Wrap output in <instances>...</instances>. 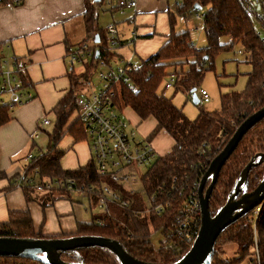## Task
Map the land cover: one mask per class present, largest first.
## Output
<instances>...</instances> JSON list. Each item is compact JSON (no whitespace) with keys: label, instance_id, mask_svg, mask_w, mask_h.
Wrapping results in <instances>:
<instances>
[{"label":"trees","instance_id":"trees-1","mask_svg":"<svg viewBox=\"0 0 264 264\" xmlns=\"http://www.w3.org/2000/svg\"><path fill=\"white\" fill-rule=\"evenodd\" d=\"M9 0H0V5ZM103 0H98L100 5ZM205 6L202 15L203 31L206 46L197 49L191 41L188 29L176 32L173 30L175 14H169L171 31L168 40L151 56L143 59L137 65L132 64L128 72V80H121L113 86L114 102L119 110L130 108L141 121L154 118L155 126L147 136L152 140L164 130L173 140L168 152L157 156L153 164L141 175L145 194L156 193L159 199L169 198L171 207L158 216L148 213L136 216L133 211L139 209L141 203L137 196L135 202L128 208H117L113 213L95 216L103 220L102 224L91 222L76 224V231L70 234L44 235L41 230H35L29 211L12 210L8 220L0 223V237L18 239H57L73 236H94L116 240L129 255L143 262L172 263L176 252L173 249L156 251L150 241V228L162 231L171 224L174 217L181 212L183 198L176 189L171 188L174 177L185 181L188 185L200 182L209 163L218 154L236 128L251 114L264 106V42L257 33L253 17L248 12L244 0H181L177 13L181 16L195 15L197 10ZM84 27L86 38L83 41L92 42L93 54L89 66L96 65L97 59L105 57L107 61L112 54L105 51L106 41L102 28L98 26L95 9L88 4L84 11ZM223 35L229 36L225 44L219 43ZM95 36L98 42H95ZM239 42L248 54L251 71L244 91H231L220 95L219 110L206 112L201 110L194 119H188L182 109L175 106L171 98L163 94L164 79L174 73L175 90L181 85L188 93L195 91L205 71L214 68V56L219 50L232 47ZM98 50V58L96 56ZM194 56L195 61L186 71L176 70L179 59ZM174 69L167 72V67ZM89 69L71 78L70 89L57 101L51 109L55 117L54 130L50 136L52 148L64 133L72 135L75 141L85 138L84 130L75 117L65 128L74 112V100L81 83L78 77L86 78ZM197 100L199 99L196 95ZM199 102V101H198ZM9 105H0V126L10 119ZM219 125V138L211 143V128ZM204 153L200 154V149ZM62 151H47L42 156L28 163L27 172L38 168L40 175L47 177H73L78 183L86 186L94 185L98 189L104 179L97 175L92 162L75 169H62L59 163ZM264 153V117L255 122L239 140L236 148L222 165L208 201V209L214 215L218 208L226 202L233 192L234 184L240 177L243 168L251 161L255 162L247 175V181L237 195L251 192L264 176V160L258 162L259 154ZM6 173L0 170V180ZM209 180L205 184L208 186ZM30 189V188H29ZM26 198L29 190L24 188ZM33 190V189H30ZM89 207L95 202V195L89 194ZM259 207V211H255ZM224 244L235 245L236 255L223 258L217 253V247ZM185 247V246H184ZM59 257L66 262L82 264H121L118 257L107 247L82 246L66 251H59ZM0 264H50L44 258L32 259L18 256H0ZM209 264H264V200L258 206L243 213L230 223L214 242V248Z\"/></svg>","mask_w":264,"mask_h":264},{"label":"crops","instance_id":"crops-1","mask_svg":"<svg viewBox=\"0 0 264 264\" xmlns=\"http://www.w3.org/2000/svg\"><path fill=\"white\" fill-rule=\"evenodd\" d=\"M176 2L137 0L135 8L123 13L105 8L115 14L110 23L117 27L120 39L112 58H124L132 63L154 54L168 40L171 31L169 14L177 10ZM88 4L96 11L94 0H9L0 5V56L9 59L15 55L20 59L22 80L33 92V98L11 108L9 121L0 126V170L6 173V177L0 180V223L8 220L9 211L27 210L35 230H41L44 235H57L74 233L78 222L88 223L93 216H100V212L94 213L93 208L84 209L83 200L87 199L89 204V198L81 194H78L79 201L72 200L70 192L65 190L39 191L27 187V199L24 188L15 184L17 174L27 165L25 157L28 153H21L30 152L37 146L35 140L39 136L31 139L37 125L44 117L53 114V106L70 89L71 78L76 72L75 65L71 67L67 62L66 47L86 38L83 14ZM102 33L105 38V28ZM78 79L81 82L82 78ZM75 117L76 111L65 128ZM137 118L135 127L153 119L151 130L154 128V118L144 121ZM50 125L51 121L47 126ZM151 130L144 136H148ZM151 141L153 144V138ZM52 146L50 141L47 151L63 152L59 160L62 169H75L89 162L90 151L85 138L75 141L66 132L50 150ZM45 210L52 213L54 219L57 216V224L52 229L45 228ZM81 210L89 212L90 219L83 220Z\"/></svg>","mask_w":264,"mask_h":264},{"label":"built area","instance_id":"built-area-1","mask_svg":"<svg viewBox=\"0 0 264 264\" xmlns=\"http://www.w3.org/2000/svg\"><path fill=\"white\" fill-rule=\"evenodd\" d=\"M245 6L251 16L257 18L264 27V0H244ZM108 10L120 13L133 9L137 5V0H103ZM177 5L181 0H177ZM197 18L202 17L196 13ZM105 51L113 53V50L120 44L117 27L108 24L105 28ZM92 42L81 41L66 47V58L68 64L73 67L75 63H83L84 59L91 58L93 50L90 48ZM98 58V55H97ZM119 63L116 67L110 64L105 57L97 59V64L108 66L107 72H99L98 76L103 82V88L98 92L88 95L77 93L74 104L77 119L84 130L85 140L90 151L89 162L93 163L95 172L104 181L98 189L96 186L80 184L73 177H47L41 176L39 169L34 168L26 171L28 163L42 156H35L28 153L25 157L27 165L20 171L15 184L22 188H33V190L52 191L65 190L76 192L88 197L94 194L96 199L92 207L99 209L100 215L109 213V204L117 205L121 208H128L135 200L133 195L142 193L146 195V205L144 209H136L133 214L142 216L148 213L163 215L172 203L169 198L159 199L156 193L145 194L141 183V175L136 172L142 165L151 166L157 158L156 150L152 141L147 136L141 138L136 127L131 126L124 118L123 112L118 109L114 102L115 91L113 86L121 80H128V72L132 68V63L124 58H117ZM85 63V62H84ZM176 76L170 73L165 78L164 91L174 87ZM84 79H81L83 82ZM199 99L201 103L209 101L208 92L199 89ZM33 98V92L28 88L21 75V61L12 55L9 59L0 56V105H9L11 108L22 104ZM50 120L43 118L37 125L36 132L31 139L35 140L42 132L43 128L49 124ZM46 153V152H45ZM204 149H200V154ZM148 166V167H149ZM139 182L140 187L137 186ZM200 182L188 185L185 181H180L174 177L171 188L176 189L180 197L183 198L181 212L178 213L171 224L162 231L163 238L160 240L164 249H173L176 254L174 258L178 260L190 248L194 242L200 228L201 211L198 199V186ZM256 208V212L259 211ZM94 222L102 224L99 217L94 218ZM185 246V247H184Z\"/></svg>","mask_w":264,"mask_h":264},{"label":"rangeland","instance_id":"rangeland-1","mask_svg":"<svg viewBox=\"0 0 264 264\" xmlns=\"http://www.w3.org/2000/svg\"><path fill=\"white\" fill-rule=\"evenodd\" d=\"M96 13H97V22L99 23L98 26L102 29L106 28V26L111 22L112 15H115L114 13H110L106 8V5L102 2L100 5L96 6ZM205 6L200 7L197 12L200 15H203L205 11ZM118 12V11H116ZM175 14V31H182L188 29L190 31V38L192 43L197 49L203 48L206 46V38L205 33L203 31V19L202 17L196 18L195 15H185L181 16L177 13V11H174ZM116 17V16H115ZM254 27L259 34L260 38L264 42V27L261 25L259 20L257 18H253ZM111 24V23H110ZM229 41V36L223 35L219 38L220 44H225ZM81 42V41H80ZM79 43V42H78ZM248 55L243 50L242 45L237 42L232 47L219 50L218 53L214 56L213 65L214 68L208 71H205L204 75L202 76L198 86L195 89V94L199 98V89L203 88L205 89L209 94V101L206 103H195L193 101V93H188L187 90L183 86H179L178 89L175 90V86L165 90V95L169 98H171L173 104L179 108L182 109L185 116L190 119L194 120L200 113L201 110H204L206 112H211L215 110H219L221 106L220 102V95L222 93H227L231 91H244L247 82H248V73L251 71V64L248 62L247 59ZM90 59H84L83 63H75V72L76 74H83L86 69H89L86 78H84L83 83H81L79 89L77 90V93L88 95L92 92H98L103 88V82L99 78L98 74L99 72H107L108 66H102V65H93L89 66ZM182 63L176 64V70L180 71H186L190 64L195 61L194 56H189L183 59H179ZM119 63L116 59H110V64L113 67H116ZM133 65L139 64V60L135 59L132 62ZM174 69L172 65L167 67V72H170ZM80 76V77H81ZM78 77V78H80ZM77 78V79H78ZM82 78V77H81ZM79 80V79H78ZM165 82V79H164ZM161 84V87L164 85ZM75 114V109L74 112ZM123 116L128 121V123L131 126H135L138 124V118L136 114L128 109L125 108L123 110ZM48 120L51 121L50 126H46L44 129V132H41L39 134V137L35 140L37 146H34L30 150V152L23 151L25 155L27 153L34 154L35 156H40L41 153H45L49 149V135L53 132L54 123H55V117L53 114H50L47 117ZM153 119H148L145 122H142L141 124L136 126V130L138 132L139 137L143 138L145 132H149L151 130V127L153 126ZM211 143H215L219 138V125L215 123L211 128ZM172 144V140L165 132L164 130H160L156 136L153 137V145L155 147L157 155H163L166 152L169 151ZM150 165V164H149ZM149 165H142L137 168L136 172L137 174L143 175L147 169L150 167ZM149 166V167H148ZM137 186L140 187L139 182L137 183ZM44 191V190H41ZM70 196L72 200H81L79 195L76 192H70ZM137 196L139 199V202L141 203L140 209H144L146 205V195L142 193H136L133 195V197ZM67 199V198H66ZM70 201L69 199H67ZM84 203V209L86 207H89V204L87 203V199L83 200ZM68 204V203H67ZM110 210L116 213L115 211L117 208H112V206H117L114 204H110ZM82 208V207H81ZM52 209V207H51ZM94 213L98 212L99 209L96 207H93ZM81 213L83 216V220L90 219L91 214L89 212H84V210H81ZM46 220L47 222L45 224V228L52 229L57 224V216L55 215V219L52 215V213H48L45 210ZM151 234H150V241L153 246L154 250H158L161 246L160 240L163 238L162 229L158 228L157 230H154V228H150ZM237 248L235 245L232 244H224L217 247V253L222 256L223 258H229L236 255Z\"/></svg>","mask_w":264,"mask_h":264},{"label":"water","instance_id":"water-1","mask_svg":"<svg viewBox=\"0 0 264 264\" xmlns=\"http://www.w3.org/2000/svg\"><path fill=\"white\" fill-rule=\"evenodd\" d=\"M97 2L98 0H94ZM95 42H98L95 36ZM98 50H96V56ZM193 101L198 103L196 94L192 91ZM264 117V106L248 116L235 130L233 135L214 156L206 171L202 175L198 186V199L201 211L199 232L190 248L178 260L167 264H209L217 236L230 223L234 222L243 213L253 209L264 200V176L255 189L251 192H243L239 198L238 193L247 181L249 169L255 165L251 160L242 170L240 177L236 180L233 192L229 194L226 202L211 215L208 209V201L211 196L218 173L236 148L239 140L247 130L258 120ZM264 160V153L259 154L258 162ZM208 186L205 188L206 182ZM109 248L119 259L121 264H165L160 262H143L135 259L126 252L116 240L94 237L73 236L57 239H18L11 237H0V256H18L32 259L44 258L50 264H82L66 262L59 257V251H66L82 246H93Z\"/></svg>","mask_w":264,"mask_h":264}]
</instances>
